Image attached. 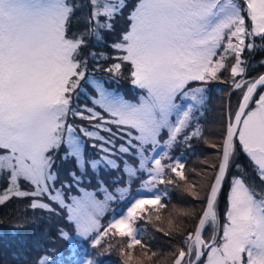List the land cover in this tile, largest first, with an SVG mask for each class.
I'll list each match as a JSON object with an SVG mask.
<instances>
[{"label": "snow or ice", "instance_id": "obj_1", "mask_svg": "<svg viewBox=\"0 0 264 264\" xmlns=\"http://www.w3.org/2000/svg\"><path fill=\"white\" fill-rule=\"evenodd\" d=\"M84 7L90 13L77 19L87 27L71 32L75 13ZM117 17H124L127 26L110 45L115 54L90 50L85 55L92 38L99 45L102 32L114 31ZM246 50H264V0H87L86 5L75 0H0V177L8 183L0 191V205L30 198L28 207L48 213L49 220L64 210L74 234L57 228L56 238L68 245L61 264H98L89 253L77 259L81 241H89L93 249L103 247L97 257L115 249L123 264H144L133 249H143L148 261L158 253L149 255L137 221L163 222L168 186L183 182L203 207L187 231L169 212L167 228L157 231L182 239L156 264H168V257L170 264H264V189L258 191L244 175L233 176L223 222L218 207L238 147L264 182V74L246 78L251 66L243 56ZM229 58L234 59L230 68ZM90 60L92 72L108 73L107 80L122 77L127 68L131 84L141 92L138 102L106 88L105 80L90 72ZM109 60L114 62L104 67L101 62ZM222 70L230 71L228 82L241 98L235 112L227 114L222 145L210 144L221 148L220 161L210 165L216 169L214 179L202 195L181 157L172 153L202 136L198 120L207 100L205 85L219 80ZM194 82L199 83L193 87ZM81 94L92 106L75 103ZM88 142L97 151L94 158L85 156ZM61 148V159H73L76 170L57 187L54 165ZM234 166L242 172L241 165ZM89 169L97 181L94 191L82 186L91 182ZM102 169L117 173L114 191L100 177ZM134 180L140 187L132 193ZM73 188L80 194L70 195ZM112 201L128 206L118 217L112 209L114 215L104 225L101 219ZM180 215L196 216V209ZM42 239L46 237H32V246L39 249ZM13 255L26 259L23 249ZM36 264L54 261L45 250Z\"/></svg>", "mask_w": 264, "mask_h": 264}, {"label": "rangeland", "instance_id": "obj_2", "mask_svg": "<svg viewBox=\"0 0 264 264\" xmlns=\"http://www.w3.org/2000/svg\"><path fill=\"white\" fill-rule=\"evenodd\" d=\"M87 2V0H85ZM81 4L83 3V0H79ZM131 2V0H130ZM78 11H84L83 8L77 10ZM91 9L88 7V14L90 13ZM128 12V9H125L124 16L126 17ZM83 13V12H82ZM75 19V18H73ZM250 23V22H249ZM87 25L85 24L84 27H80V30L83 31ZM126 22L124 17H117L116 19V24H115V32H102L103 39L107 38V42L111 45L112 43H115L120 39V34L123 30L126 28ZM75 29L71 28V32L74 31ZM77 31V32H81ZM106 40V39H105ZM256 43H259L258 40H256ZM95 39L92 38L89 41L88 48H94L97 49V44L95 45ZM109 49H104L102 51H105L106 53H109L110 55H114L113 49L109 46ZM88 50V49H87ZM86 51V50H85ZM258 51V50H257ZM253 52L249 54V52L246 50L245 53L243 54L244 58L248 61V63L251 65L247 71L246 78H254L257 77L260 74H264V64H261L260 61L264 59H254V54L257 52ZM87 55V51L84 53ZM91 60L89 61L90 64ZM114 61L109 60L106 63H102L104 67H107L110 63H113ZM234 63V59L229 58L227 61V65L230 68L231 64ZM94 68V63L92 65H89L90 72ZM97 73V74H96ZM95 76L104 79L105 80V87L107 88L106 84L107 81L113 85L115 83L118 88L125 87L124 85H127L126 88V94L119 92V95H121L124 99L125 96H136V90L137 88L135 86H131V81L130 78L128 77L127 74V68L124 70V75L122 77L117 78L119 81L116 80H107L106 78L108 77V73H104L102 71H95L92 72ZM220 79L219 80H214L209 82L206 87V96H209L210 98V104L207 107L206 105L203 108V114L199 115V124L202 126V136L200 138H193L189 144L190 146H186L184 144L178 145L173 151L179 152V154L176 155H181L182 161L185 163V171L186 174L189 178V180L192 183H195L197 185V190L201 192L202 195H205L207 191L209 190V186L211 182L214 179L215 171L216 169H213L210 167V165H218L220 161V153H221V148L220 147H210V144H216L217 146L222 145V140H223V133L225 131L226 123H227V114L229 110L234 113L235 110L238 107V102L241 98V93L239 90L233 91L232 85L228 82L230 80V71H221ZM123 79H127V82L125 83L122 81ZM239 79V78H237ZM199 82H194L191 86L195 87L198 85ZM124 84V85H123ZM83 86V82H82ZM87 89L89 93H91L93 96L96 95V93L93 91V89L90 86L84 87ZM132 89L129 91V89ZM124 90V89H123ZM122 91V90H121ZM123 92V91H122ZM230 94V95H229ZM84 95V94H83ZM83 100L82 103L78 100L75 101V103L79 104H87L88 106H92L91 100L84 95V98L81 99ZM137 100V99H135ZM209 100V99H208ZM131 102V101H130ZM134 103V102H133ZM208 110L210 112L208 113ZM77 123H81L80 121H76ZM164 138L166 139L167 136L166 134L164 135ZM91 142H88L85 144V156L88 158H94L97 156V151L96 149L90 147ZM238 144V141H237ZM65 151L64 148H61L60 153L57 154L56 161H59L61 159V156L63 155V152ZM185 151H188L189 156L186 158L185 156H182ZM181 152V153H180ZM238 155L236 156L235 160L237 158L240 159V155L247 157V155L243 152L242 149L239 147L237 148ZM176 155L174 157H176ZM194 157H193V156ZM131 159V158H129ZM189 160H192V162L189 163ZM235 160L233 162V166L229 169L227 173V177L223 185L221 186V193L219 194L218 197V207H219V214L221 217V221L223 222L224 215L227 209V203L224 201H221L220 195H222V191L225 185H229L231 182V179L233 176H241L244 175V178L249 181V182H254L257 190L264 189V182H256V180L253 178H247L245 173L242 171H238L235 168ZM250 160V159H249ZM65 161V160H64ZM61 163H56L54 166H57L59 169L61 168ZM64 165H68L69 169L75 165V161L73 159L67 160V163ZM241 165V164H240ZM136 167H138V158L137 162L135 163ZM243 169V168H242ZM199 173V174H198ZM67 174V173H65ZM100 177L104 179L106 185L109 187L110 191H114V187L112 185V179L114 178L117 173L110 172V171H105L101 170L100 171ZM89 176L91 179H94V175L91 173V170L89 169ZM3 177H0V180ZM69 180L66 175L63 174V177L57 181V185L60 184L62 181ZM126 180V178H125ZM85 183V182H84ZM87 183V182H86ZM138 184V180H134L131 184V191L135 185ZM7 186L0 187V191H3ZM23 187L25 189L28 188L27 184H23ZM60 187V186H58ZM230 188V187H229ZM96 190V188L94 189ZM93 190V191H94ZM170 193L167 196V208L162 210V221L163 222H158L153 219V222L147 224V229L144 232V241L149 245V255H151V252H157L158 255L156 257L152 258V261H148L146 258L142 256V252L144 251L143 249H140L139 246H137L136 249H133V256L138 257L140 259L144 260V264H156L157 261H162L165 258V254L173 251V246L178 244L182 237L180 236H175V237H169L165 236L163 232L157 231L158 227H163L167 228V219H168V214L169 212H172V217L173 219L176 220H181L184 222L185 230H191L194 228L195 223L197 222L198 216L201 212V209L203 207L202 203L200 201L193 200L191 196L188 195V193L185 191L184 184L183 182H180V185H172L170 189ZM229 192V190H228ZM227 192V194H228ZM102 193V192H100ZM226 194V197H227ZM118 195V194H117ZM102 199H103V193H102ZM67 202H71L68 200ZM223 203V204H222ZM126 202L125 201H112L110 202V210L111 213L106 212L105 216L102 217L101 223L104 224L106 223L105 220H109L111 216H113L114 213H112V209H115L116 206H119V208L125 206ZM190 208H195L196 209V216H190V217H184L180 215V212L182 210H187ZM174 210V211H173ZM126 211V210H125ZM124 211V212H125ZM64 213V210H61V213ZM122 211L116 213L120 214ZM123 213V212H122ZM155 214H153L154 217ZM22 218H19V220L15 219V222H23L24 221V216H21ZM106 225V224H104ZM57 242V241H56ZM58 245H62V243H57ZM80 246L84 248L86 251L85 253H89L92 255V257L95 258L96 254L103 251V247L95 248L93 249L90 246L89 241H81ZM84 246V247H83ZM84 249H82V254L84 252ZM84 253V254H85ZM83 254V256H84ZM105 254H110V262H107V256L105 263L107 264H123V261L118 253L117 250H112L110 253H105ZM36 256V255H35ZM30 262L32 264H36V259H34V254L30 253L28 257ZM168 264H170L171 257H168ZM35 262V263H34Z\"/></svg>", "mask_w": 264, "mask_h": 264}, {"label": "trees", "instance_id": "obj_3", "mask_svg": "<svg viewBox=\"0 0 264 264\" xmlns=\"http://www.w3.org/2000/svg\"><path fill=\"white\" fill-rule=\"evenodd\" d=\"M79 0H75L76 3H80L78 2ZM82 4H87V2L85 0H83ZM84 11H88V7H84L83 8ZM84 11H78L75 13V19L72 20L71 23V28L75 29L72 32H77L78 30H80V27H84L85 23L83 21V19H77V17H83L84 15L88 14L87 12ZM83 12V13H82ZM87 27V26H86ZM85 27V28H86ZM116 29V27H115ZM115 29L113 32H115ZM106 39V40H105ZM103 39V43L97 45V49L96 50L94 48H88L90 46H88L87 48L83 49L84 53L87 51V53L91 50V51H96V52H101L104 49H109L108 47L110 46V44L107 42V38ZM96 43V42H95ZM96 45V44H95ZM88 49V50H87ZM86 50V51H85ZM105 52V51H103ZM255 57L254 59H260L261 54H256L255 53ZM107 61H103L101 63H106ZM94 62H90L89 65H92ZM92 72V71H91ZM97 74V73H96ZM117 81H119L117 79ZM122 81H124L125 83L127 82V79H123ZM110 84V83H109ZM111 85V84H110ZM124 85V84H123ZM132 87L133 85L130 84ZM89 85L84 84L83 83V87H87ZM113 88H115V90H119L120 92L123 91L124 94H126V88L127 85H124L125 87H121L118 88V86L113 83ZM124 89V90H123ZM138 89V88H137ZM122 90V91H121ZM132 89L130 88L129 91H131ZM128 98L131 97V100L135 99V97L132 96H127ZM84 95H82L80 97V99H83ZM81 101V100H80ZM173 155L179 154V152L173 151L172 153ZM185 154L187 156H189L188 151H185ZM240 159L237 158L235 160V164H241L242 166V171L245 173L247 178H254L256 180V182L258 181L259 183L261 182L257 176L256 171L254 170V164L247 159L246 157L240 155ZM61 163V168L59 169L57 166H54V168L56 170H58L59 173V178L61 179L63 177V174L66 175V177L68 179H70L68 177V172L72 171V170H76V168L74 166H72L71 169H69L68 165H64L67 163V161L64 160H59L56 161V163ZM192 162V160H189V163ZM67 173V174H65ZM174 176V174H172ZM85 181V183H83V187H85L87 190L89 191H93L96 186H97V181L96 178L94 176V179H91V182H87ZM23 184V182H22ZM3 186H7V180L6 178H1L0 180V187ZM56 186H60V184L57 185L56 182ZM136 186V185H135ZM135 186L132 189V193H135ZM171 186H168V195L171 192ZM161 188H163L164 186L161 185ZM230 184L225 185L222 191V195H220L221 201L222 202H226L227 203V197L226 194L228 192V190H230ZM70 195H79V191L76 188H73L71 190V192L69 193ZM98 197L100 199H102V193L98 192ZM167 200V197H165V202ZM30 204V198H13L12 200L8 201L5 205H0V264H32L29 260L28 255L30 253L34 254V259L35 257H40L44 254L45 250H47L48 255L50 256V258L54 261V264H61L62 258L67 257L68 255V245L65 241L57 239L56 238V232H57V228L58 227H64L67 230H69V232L74 234V229H73V225L68 222L66 220V212H62L61 215L59 216H55L53 215L51 217V220L48 219L49 214L46 212H43L41 210H32L31 208L28 207V205ZM223 204V203H222ZM127 203L125 204V206L119 208V206L115 207V214L123 211L126 207H127ZM55 207V205H54ZM108 213H111V210L108 211ZM113 213V212H112ZM114 215V214H113ZM117 216L119 214H116ZM21 216H24V221L23 222H15L16 220H19V218H22ZM40 217H44V219H40ZM113 216H111L110 219H112ZM109 219V220H110ZM107 224L108 220H105ZM147 224L148 221L147 219H143V220H138L137 221V226L143 230V232H145V230L147 229ZM17 225H23L22 227H17ZM34 236H44L46 237V239H42L41 240V244L39 246V249L34 248L32 246L31 243V238ZM57 241V242H56ZM27 242V243H25ZM62 243V245H58L57 243ZM84 247V246H83ZM23 249V254L25 256L26 259L24 260H18L14 257L13 253H16L17 251ZM82 248L81 246H79L78 248V255H77V259L78 257H80L82 255ZM86 250L84 249V252ZM83 252V253H84ZM36 255V256H35ZM106 256L107 258V262H110V254H104L103 256H95V258L98 259V264H107L105 263L106 260ZM37 260V259H36ZM35 263V262H34Z\"/></svg>", "mask_w": 264, "mask_h": 264}, {"label": "flooded vegetation", "instance_id": "obj_4", "mask_svg": "<svg viewBox=\"0 0 264 264\" xmlns=\"http://www.w3.org/2000/svg\"><path fill=\"white\" fill-rule=\"evenodd\" d=\"M257 40H258V42L260 43V41H259V38H257ZM259 43H257V44H259ZM261 54V55H259L260 56V59H264V50H258L257 52H256V54ZM256 55L254 54V57H255ZM259 60V59H258Z\"/></svg>", "mask_w": 264, "mask_h": 264}]
</instances>
